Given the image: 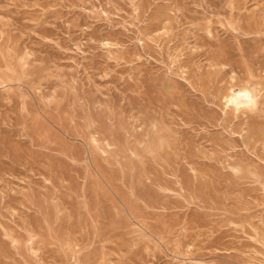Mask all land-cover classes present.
Returning <instances> with one entry per match:
<instances>
[{
	"label": "rangeland",
	"instance_id": "rangeland-1",
	"mask_svg": "<svg viewBox=\"0 0 264 264\" xmlns=\"http://www.w3.org/2000/svg\"><path fill=\"white\" fill-rule=\"evenodd\" d=\"M0 264H264V0H0Z\"/></svg>",
	"mask_w": 264,
	"mask_h": 264
},
{
	"label": "bare ground",
	"instance_id": "bare-ground-1",
	"mask_svg": "<svg viewBox=\"0 0 264 264\" xmlns=\"http://www.w3.org/2000/svg\"><path fill=\"white\" fill-rule=\"evenodd\" d=\"M255 99L253 89L250 86L231 89L227 97V101L235 106L252 105Z\"/></svg>",
	"mask_w": 264,
	"mask_h": 264
}]
</instances>
